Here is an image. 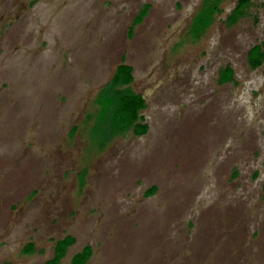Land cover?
I'll list each match as a JSON object with an SVG mask.
<instances>
[{
	"label": "rangeland",
	"instance_id": "374dc122",
	"mask_svg": "<svg viewBox=\"0 0 264 264\" xmlns=\"http://www.w3.org/2000/svg\"><path fill=\"white\" fill-rule=\"evenodd\" d=\"M236 1L201 28L205 0H0V264L44 263L65 236L59 264L85 246L87 264H264V61L247 64L264 0L227 27ZM121 58L148 130L99 150Z\"/></svg>",
	"mask_w": 264,
	"mask_h": 264
},
{
	"label": "trees",
	"instance_id": "16d2710c",
	"mask_svg": "<svg viewBox=\"0 0 264 264\" xmlns=\"http://www.w3.org/2000/svg\"><path fill=\"white\" fill-rule=\"evenodd\" d=\"M201 16L199 18L200 27H204L210 21L215 10L214 3L211 0H205ZM251 7L250 0H237L235 7L225 17L224 24L231 27L239 20L246 17L248 9ZM149 6L144 5L137 16L133 19L128 33H132L134 26L139 24L145 17ZM264 61V43L252 46L247 53V64L251 70H255L262 65ZM133 81L132 68L124 63V58L116 66L109 83L102 89L98 95L99 113L96 123L90 132V137L95 141L99 150L104 149L113 139L131 133L133 136H142L148 126L144 122L140 112L145 107L144 99L130 91L129 85ZM233 81V71L226 66L218 71L217 83L223 85ZM155 189L150 188L146 194L154 193ZM75 243L71 236L57 240L53 247L52 257L41 264H59L66 254V251ZM34 245L26 244L22 249L24 254L32 253ZM92 254L90 246H85L76 253L70 261V264H87ZM6 264V263H2Z\"/></svg>",
	"mask_w": 264,
	"mask_h": 264
}]
</instances>
